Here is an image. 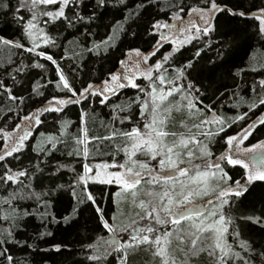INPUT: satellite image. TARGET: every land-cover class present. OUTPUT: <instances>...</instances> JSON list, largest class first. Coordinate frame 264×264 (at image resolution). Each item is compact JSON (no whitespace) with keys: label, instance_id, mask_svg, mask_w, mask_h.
<instances>
[{"label":"snow or ice","instance_id":"1","mask_svg":"<svg viewBox=\"0 0 264 264\" xmlns=\"http://www.w3.org/2000/svg\"><path fill=\"white\" fill-rule=\"evenodd\" d=\"M221 3H218L217 0H210V7L190 9L188 15L198 12L203 27L190 20L189 28H179V32L188 33L179 42L172 36V33L177 31L176 24L162 23L159 20L150 22L152 31L149 32V35L159 38L154 45V51L149 56H155L160 49L164 48L165 43L170 42L176 47L173 52L163 54L161 60L141 73V76L148 81L147 88H142L136 83L135 77L127 74L123 77L124 82H119L121 81L119 74L111 75V86L106 87L105 92L115 94L116 88L123 89L130 86L133 89H139L144 94V99L141 100L137 97L134 101L140 107L139 115L143 121V130L137 126L132 127L130 131L113 130L109 136L93 137L96 141L119 138L123 142V146L117 145L116 147L118 151L123 152L126 158L124 163L96 164L93 166L94 173L93 167L85 164L84 174L77 176L74 182L58 183L62 169L66 165L57 163L49 166L47 159L53 151L57 150V144L63 143L56 137L48 138V143L51 145L49 149L45 150L41 147L40 151L44 153V159L37 160L36 164L32 166L31 172L28 169L13 171L7 163H4L0 170V187L7 192V195L0 196V221L7 223L8 227L0 228V264H23V261L16 260L12 254L13 247L35 248V244L30 245L26 240L17 239V233L22 230L25 218L35 214V210L32 212L26 208L21 210L19 202L35 201L44 209H48L53 201L64 196L69 198L70 203H74H72L71 212L64 216L62 221L57 220L47 211L40 212V218L50 223L70 224L74 221L78 222L83 206H94L103 228L113 234L110 238H101L102 242L97 245H87L92 249V252L86 256V259L96 262V264H103L104 258L113 254L119 264H126L129 250H135L141 246L154 249L153 255L159 258V264H189L191 258L198 257L202 253L211 258L213 264H257V261L258 264H264V248L256 250L253 244L241 239L239 226L233 217L227 214L232 207V198L244 197L249 192L250 185L264 182V139L250 147H242L257 129L264 126V114L256 120L247 122L248 112H245L229 122L213 113L211 119L201 120L192 128H187L182 124V127L187 128V133L167 130L169 127L168 118L173 109L180 111L183 106L189 113L193 110L200 112L201 108H198L197 105L203 104L201 96H204L205 92L202 89L211 90L215 86V91L219 92L220 88L227 87L225 84L216 86L214 74L218 68L227 64V57L238 46V35L233 36L231 42L216 41L219 63L211 61L212 67L207 69L211 73L207 77V84L202 78L206 69L200 65L203 48L195 52L194 59H188L187 63L175 68L174 76L170 78L167 75L171 63L175 61L184 45L190 44L201 35L210 37L216 33L227 36L229 33L223 29L228 27L230 19L246 17L244 11H233L226 3L223 6ZM19 4L20 7L15 11H27L30 18L25 21L24 16L13 15L12 22L21 27L31 46L26 47L23 43L14 44L13 41L3 40V38L0 40L6 45L23 49L30 56L34 55L50 62L54 66L56 80L54 83L49 79L47 84H52L58 91L67 90L71 96L68 99L52 96L47 100L46 106L37 108L35 112H30L28 115L21 116L18 111L15 112L14 114L19 116L21 123L15 125L13 132H18L25 122L34 121L35 126H39L42 123L41 115L44 113H62L69 104H81L87 101L90 96L100 95L103 96L101 102L106 101L108 96L104 95V92L92 91L93 85L90 83L83 87L74 86L77 73L71 65L68 66V72L73 77V81L70 83L68 75L65 74V70L54 58V55L43 50L37 51V49L41 47V43L50 48L60 47L57 39L45 32V28L49 24L56 25L57 22H60V24H66L68 28H74L81 23L90 25L100 19L101 9L106 6L127 7V0H115V3L113 0H94L92 12L87 15L83 14L87 9L85 0H19ZM38 5L53 6L55 10L41 11L37 7ZM57 5L58 7H55ZM148 6V0H142L141 4L137 5V9L143 10ZM3 9H8V5L4 4ZM66 10L72 12L71 17L66 14ZM133 12H135V18L141 14L140 11L133 9L129 12L128 18H134ZM183 12L184 8L179 7L178 12L173 13V18L181 19L180 13ZM249 14L252 19L259 22L258 31L264 35V7H260L255 12L250 11ZM44 17L47 19H43L44 27H41L40 23ZM192 28L195 29L197 35L190 34ZM161 29H168V31L163 32ZM112 39L113 37L109 36L108 40L102 43L107 44ZM207 46H211L210 40ZM88 51L91 52L93 49H88ZM136 52L139 55L138 49ZM148 58V56L144 57L145 60ZM33 67L44 69L45 65L38 61L26 64L21 58L19 64L12 67L6 74V78L12 81L10 86L5 84L3 78H0V90L7 93L9 101H18L20 105H24V97L12 93L13 89L19 93L25 84V80H18L17 77L22 73L27 74ZM47 84L33 85L32 94L43 96L44 93L39 90V87H47ZM104 84L107 86L110 81L105 80ZM258 84L259 93H257L255 84L251 86L253 94L259 95V100L258 103L254 101L248 105L249 112L264 105V79L260 80ZM237 87L239 88L241 85H237ZM177 96L179 100L175 103L169 99ZM240 100L243 101V97H240ZM12 111L11 108L8 109V112ZM120 111L123 112L125 109L121 108ZM0 119L3 117L0 116ZM113 119H118V117L114 116ZM125 120H131V116L120 119V123L123 124ZM241 121L244 123L235 134H226L228 129ZM212 124L217 126L215 131L201 127ZM61 126L64 130L69 124L67 121H62ZM31 128L32 125L29 123L23 135H18L11 145L7 142L4 144L3 149L0 150V162H6L9 157L19 160V155L15 154H21L26 149V141L32 135ZM193 129L197 131L194 133ZM0 134L6 139L13 136V133L5 132L2 128H0ZM221 134L225 135L221 136ZM198 137H203L209 143H212L215 137H221L227 145V150L212 160L213 153L208 144H202ZM75 142L82 146L81 149L75 153L69 152L68 155H79L82 151L83 156L87 158L89 155L87 132H83V139L77 138ZM138 154L147 159L144 161L136 159ZM200 158H207L204 164L193 163L195 159ZM41 164H44L45 167H41ZM227 165L241 166L246 170V173L241 179L233 180L225 170ZM45 168H49L47 174H45ZM52 168L55 170H51ZM113 168L117 170L109 171ZM45 179L50 183L46 185ZM90 181L101 185L116 184L120 186V191L116 193V196L131 197L132 205L138 209L134 218L126 224L117 222L116 216L110 218L112 223L109 222V219H104L103 210L97 204L96 197L87 190ZM34 183L36 187H33ZM37 187L40 191L36 190ZM78 187L80 191L77 190ZM210 196L214 199L201 202ZM239 219L252 220L253 217H240ZM181 222H187V229L181 226ZM255 223L261 224V218H255ZM121 233H127L128 239L122 241ZM52 235L53 233L46 229L40 232L36 239L44 240L45 237ZM229 236L233 238V242H229ZM54 248L57 252L61 251V246L58 244L54 245ZM178 254L182 256L181 260H177Z\"/></svg>","mask_w":264,"mask_h":264},{"label":"trees","instance_id":"2","mask_svg":"<svg viewBox=\"0 0 264 264\" xmlns=\"http://www.w3.org/2000/svg\"><path fill=\"white\" fill-rule=\"evenodd\" d=\"M141 2L142 0H127V7L106 6L100 10V19L90 25L81 23L74 28H68L66 24H60V22H57L56 25L49 24L45 28V32L52 38H56L60 47L50 48L41 43V47L37 51L43 50L48 54H53L65 70V74L68 75L70 83L73 81V77L68 72V66L71 65L77 73L74 86L83 87L90 83L93 85L92 91H94L96 86L110 78L131 49L147 52L154 46L157 36L149 35V32L152 31L150 22L156 20L165 22L173 19V13L178 12L179 7L184 8V12L180 15L187 14L192 8L210 7V0H148L149 6L146 9H137V5ZM217 2L221 3V0H217ZM85 3L87 9L83 14L87 15L92 12L94 0H85ZM113 3H115V0H113ZM224 3L233 11H244L246 17L231 18L228 27L223 29V31L229 33L227 36L217 35L216 33H213L210 37L201 35L200 38L193 40L190 44L184 45L181 52L177 54L175 61L171 63L169 73L187 63L188 59H194L195 52L203 48L200 65L206 69L202 78L204 83L207 84V77L211 75L207 69L212 67L211 61L219 63L216 41L227 40L231 42L233 36L238 35V46L227 57V64L218 68L214 74L216 86L225 84L227 87L220 88L219 92L215 91V86L211 90L202 89L205 92V95L201 96L203 104L197 105L198 108H201V111L196 112L193 110L191 114L188 112H175L174 115L178 121L183 120L184 117L189 119V117H192L189 115L198 113L205 117L210 109L215 112L217 117H222L229 122L245 112H248L246 120L250 118L248 122L256 120L264 114V105L252 112L248 111V105L254 101L258 103L259 100V95L253 94L251 86L255 84L257 93H259L258 82L264 79V35L259 33V22L252 19L249 12H255L260 7H264V0H223L221 6ZM4 4L8 5V9H3ZM19 7V0H0V38L13 41L14 44L23 43L26 47L31 46L21 27L12 22L13 15L24 16L25 21L30 18L27 11H15ZM37 7L41 11L55 10L53 6L48 5H38ZM55 7H58V5ZM133 9L140 11L141 14L138 18H135V12H133L134 18L130 19L128 18L129 12ZM66 14L71 17L72 12L66 10ZM43 19H47V17L42 18L41 27H44ZM114 29L115 31H113ZM109 36H112L113 39L107 44L102 43L107 41ZM209 40L211 46H207ZM88 49H93V51L90 52ZM167 51V47L160 49L151 61L161 60L163 54ZM21 58L26 64L38 61L44 64L45 68L33 67L27 74L22 73L17 77L18 80H25V84L19 93L13 89L12 94L22 95L24 105H20L18 101H9L7 93L0 90V116L3 117V119H0V128L5 132L13 133V136L7 139L0 134V150L3 149L6 142L11 145L18 135H23L29 123L32 125V135L26 141V149L21 154H15L19 155V160L12 157L7 158L6 162H0V170H2L4 163H7L13 171L28 169L31 172L32 166L36 164L37 160L44 159V153L40 151L41 147L45 150L51 147L48 143L49 137H56L63 141V143L57 144V150L53 151L51 156L47 158L49 166L57 163L66 165L62 169L58 183L74 182L77 176L84 174L85 164L111 163L112 160L120 161L121 158H110L117 153L114 150V148L116 149L114 145H117L116 141H120L119 138L117 140L101 139L96 141L93 137L109 136L115 127L119 131H130L132 127L137 126L142 128L143 121L139 115L140 107L134 101L137 97L141 100L144 99V94L139 89H133L129 86L123 89L119 88V90H122L119 95H112L103 102H101L103 97L100 95L90 96L87 101L81 104H69L62 113H44L41 115L42 123L39 126H35L34 121L25 122L18 132H13L15 125L21 123L19 116L14 114L15 112L18 111L21 116L28 115L30 112H35L37 108L46 106L47 100L51 99L52 96L64 99V96H66L64 94H70L67 90L58 91L52 84H47L49 79L53 80L54 83L56 80L55 69L50 62L34 55L30 56L23 49L3 44L0 40V78L4 79L6 85L10 86L12 84V81L6 78L7 72L18 65ZM253 69H256V71H253ZM171 77L172 75H170ZM46 84L47 87H39V90L44 93L43 96L32 94L33 85ZM237 85H241V87L238 88ZM240 97H243V101L240 100ZM9 108L13 111L8 112ZM121 108H124L125 111L121 112ZM129 115L131 120H125L121 124L120 119ZM114 116L118 119L114 120ZM62 121L68 122L67 129L62 130ZM85 123L87 136L92 139L87 145L89 155L85 158L81 151L79 155L69 156V152L75 153L82 147L77 145L75 141L77 138L82 139ZM243 123L244 121L234 124L226 134H235ZM212 125L213 129H217L215 124ZM224 135L221 134V136ZM263 138L264 126L257 129L246 142L252 144ZM226 146L224 139L221 137H215L214 141L210 143L214 155L224 151ZM41 167H45L44 164H41ZM51 170L54 171L55 169L52 168ZM225 170L228 171L233 180L241 179L245 175V170L241 166L227 165ZM48 171L49 168H45V174ZM44 182L46 185L50 183L47 179ZM25 183H27V180H25ZM33 187H36L35 183ZM36 190L40 191L38 187ZM77 190L80 191V188L78 187ZM87 190L96 197L97 204L103 210L104 219H109V222L112 223L110 218L116 216L117 222L128 223L129 196H125V198L123 196L121 199L124 200H121L120 196H116V193L120 191L118 185H101L90 181ZM4 195H7V192L0 187V196ZM72 203H70L67 196L53 201L48 209H44L35 201L19 202L21 210L25 208L30 212L35 210V214L25 218L22 223V230L17 233V239L26 240L30 245L35 244V248L13 247L12 254L15 259L23 261V264H96V262L86 259V256L92 252V249L88 248L87 245H97L102 242L101 238L106 239L111 233L103 228L94 206H83L78 222L74 221L70 224H64L63 222L59 224L50 223L40 218L39 213L47 211L57 220L62 221L63 217L71 212ZM120 205H124V208H121ZM227 214L231 215L239 226L241 239L253 244L256 250L264 248V182H256L250 185L249 192L244 197L232 198V207ZM240 217H253V219L241 220ZM257 217L261 218V224L255 223ZM6 227H8V224L0 221V228ZM46 229L51 231L53 235L45 237L44 240H37L38 234ZM120 237L123 241L128 239L125 233H121ZM229 242H233L231 236H229ZM57 244L61 246L59 252L55 251L54 248V245ZM153 251L154 249L147 246L129 250L126 264H159V258L153 255ZM181 259L182 256L178 254L177 260ZM103 264H119V262L113 254L105 257ZM189 264H213V261L202 253L198 257L191 258Z\"/></svg>","mask_w":264,"mask_h":264},{"label":"rangeland","instance_id":"3","mask_svg":"<svg viewBox=\"0 0 264 264\" xmlns=\"http://www.w3.org/2000/svg\"><path fill=\"white\" fill-rule=\"evenodd\" d=\"M195 9H201V8H195ZM195 13H197L196 15H198V17H199V13L198 12H195ZM181 17V16H180ZM181 19H179L178 21H180ZM192 21L194 24H196V25H198V26H200V27H203V22L200 20V18L199 19H196L195 17H194V15L192 16V17H189V19L185 22V23H183L181 26H178L177 27V31H175V32H173L172 33V36L173 37H175L176 39H177V42H179V40H182V39H184L185 38V36L188 34V33H181V32H179L178 30H179V28H181V27H183V28H189L190 27V25H189V21ZM200 22H201V24H200ZM163 23V22H162ZM161 31H163V32H165V31H167V29H161ZM191 35H197L196 34V32H195V29L194 28H192L191 29V33H190ZM170 39H171V37H170ZM4 44V43H3ZM169 44H170V48L168 49V51L166 52V53H169V52H172V51H174L175 50V47H176V45H173V44H171L170 42H169ZM151 52H149V53H143V52H140L139 51V55H137V52H136V50H134L133 51V53H132V56L128 59V62L126 63V65H131V68H129V66H127V70H128V75L129 76H132V77H135L136 78V83H138L142 88H147L148 87V81L146 80V79H144L142 76H141V73L142 72H145V71H147L152 65H154L157 61H151V59L153 58V56H149V54H150ZM145 56H148L149 58L147 59V60H145L144 59V57ZM117 74H119L120 76H123V75H125V74H123V71L122 72H117ZM167 75H169V77H170V75H172V76H174L175 75V72H174V70H173V72L172 73H169V71H168V73H167ZM122 80H123V78H122ZM111 86V82H110V84L109 85H105L104 84V82H102L100 85H98V86H96L95 88H94V91L95 92H98V93H100V92H104V95H107L108 97H110V94H112V92H105L104 90H105V88L106 87H110ZM71 94V93H70ZM70 94H64V95H66V96H64L65 98L64 99H68L71 95ZM103 97V96H102ZM170 100H172L173 101V103H175L176 101H178L179 100V97L177 96V97H173V98H169ZM175 112L176 113H179V112H185V113H187L188 111L182 106L181 107V110L180 111H176L175 109H173V111H172V113H171V115H170V117L168 118V125H169V127H168V129L167 130H169V131H175V132H177V133H181V132H184V133H187V128H192V126L194 125V124H199L200 123V121L201 120H204V119H211V117H212V115H213V113H209L207 116H205V117H203V115L201 114V113H198V114H194V115H189V116H192V117H189V119H188V117H184V119L182 120L181 119V121H178L177 120V118L175 117ZM184 113V114H185ZM189 113V112H188ZM191 114V113H190ZM248 118V116L246 117V119ZM250 120V118L247 120V122ZM182 124L183 125H186L187 126V128H185V127H182ZM104 127V125L102 126V128ZM202 127V129L203 128H205V127H207V128H210L212 131H215L216 129H213V125H208V126H204V125H202L201 126ZM113 130H117L116 129V127H115V129H113ZM141 130H143V126H142V128H141ZM84 131H86L87 132V126H86V123L84 124V127H83V131H82V139H83V132ZM197 130L196 129H193V132L195 133ZM112 133V132H111ZM199 139H201V141H202V144H208V147H209V149H210V151L213 153V151H212V149L210 148V143L208 142V140H206V139H204L203 137H198ZM264 139V138H263ZM116 140H117V138H116ZM88 144L92 141V139H90L89 137H88ZM117 142V145H120L121 147L123 146V142L120 140H118V141H116ZM259 141H257V142H255V143H258ZM112 144V143H111ZM252 144H254V143H252ZM252 144H247V142L245 141V143H244V145H242V147H250ZM117 145H114L115 147L117 146ZM114 150H116V154L114 155V156H112V157H110V158H121L120 159V161H117V160H112V162L111 163H115V164H121V163H124V161H125V156H124V154H123V152H121V151H118L117 150V147H116V149L114 148ZM227 150V147H226V149L224 150V151H226ZM224 151H222V152H224ZM221 152V153H222ZM221 153H219V154H217V155H214V153H213V155H212V157H211V159L212 160H215V158L217 157V156H219ZM108 154H110V153H108ZM197 154H198V149H197ZM136 159H138V160H140V161H144V160H146L147 158L146 157H143V156H141V155H137V157H136ZM205 159H207V158H200V159H195L194 161H193V163L194 164H204L205 163ZM102 163H106V162H102ZM109 163V162H108ZM111 163H109V164H111ZM153 163H155V162H153ZM97 164H100V163H98L97 162ZM94 165H96L95 163L94 164H92V165H88L89 167H93ZM115 170H117V169H109V171H115ZM95 172V168L93 167V173ZM245 172H246V170H245ZM119 187V190H120V186H118ZM124 196V198H125V196L126 195H121L120 196V199L122 198ZM129 204H128V207H130V212H129V214H128V222H130V219H132V218H134V214H135V212L138 210V209H136V208H134V206L132 205V203H131V197L129 196ZM207 199H214V197H206L205 199H204V201H201V202H206V200ZM121 200H124V199H121ZM123 202V201H122ZM120 207L121 208H124V205H120ZM181 226L184 228V229H187V227H188V225H187V222H181ZM113 234L111 233L110 234V236L108 237V238H110L111 236H112ZM125 235H126V237H128L127 236V233H125ZM121 238V237H120ZM121 240H122V238H121ZM123 241V240H122ZM174 243V245H175V241L173 242ZM149 248V247H148ZM177 258V257H176ZM126 260H127V258H126Z\"/></svg>","mask_w":264,"mask_h":264},{"label":"flooded vegetation","instance_id":"4","mask_svg":"<svg viewBox=\"0 0 264 264\" xmlns=\"http://www.w3.org/2000/svg\"><path fill=\"white\" fill-rule=\"evenodd\" d=\"M189 13V12H188ZM188 13L187 14H184V15H180L181 16V20L180 21H178L177 19H169V20H166L165 22L166 23H168V24H176L177 25V27L178 26H181L183 23H185L188 19H189V17H192L193 15H194V17L196 18V19H199V17H198V15H196L197 13H195V12H192L191 13V15H188ZM164 23V22H163ZM200 24H201V22H200ZM167 31H168V29H167ZM167 31H165V32H167ZM159 37L157 36V39H158ZM199 38H200V36H199ZM156 39V40H157ZM155 45V44H154ZM164 47H167L168 49L170 48V44L169 43H165V46ZM163 49V48H162ZM134 50H137V49H131V51L129 52V54L126 56V58L123 60V63H121L120 64V66L117 68V70L113 73V74H117V72H122L123 71V74H127L128 73V70L126 69L127 68V66H129V68H131V65H126V63L128 62V59L132 56V53H133V51ZM151 51H154V46L152 47V48H150L149 50H147V52H143V53H149V52H151ZM128 75V74H127ZM125 75H123V76H121V81H119V82H124V79L122 80V78L124 77ZM129 76V75H128ZM110 78H111V76H110ZM110 78L109 79H107V80H109L110 82H111V80H110ZM104 82V81H103ZM121 91L122 90H119V88H116V91H115V94H110V96H117V95H119L120 93H121ZM209 113H215L212 109H210L209 111H208V113H207V115L209 114ZM227 147V146H226ZM226 149V148H225ZM245 170V169H244ZM246 173V172H245Z\"/></svg>","mask_w":264,"mask_h":264}]
</instances>
